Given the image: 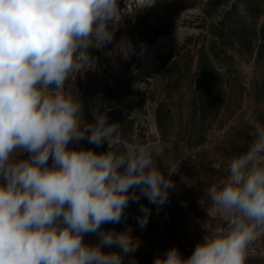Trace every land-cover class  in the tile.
Segmentation results:
<instances>
[{
    "label": "clouds",
    "instance_id": "9594fccd",
    "mask_svg": "<svg viewBox=\"0 0 264 264\" xmlns=\"http://www.w3.org/2000/svg\"><path fill=\"white\" fill-rule=\"evenodd\" d=\"M154 3L136 0V7ZM120 16L121 0H0V264H123L138 246L131 229L102 225L119 224L142 196L165 204L175 187L157 166L159 142L113 150L121 126L109 123L111 109L94 107L93 122H85L83 101L65 91L90 65L89 50L112 41ZM244 123L247 150L207 190L226 226L206 231L189 257L172 247L153 264H247L249 247L264 235V123L253 110ZM83 140L106 141L107 151L69 148ZM24 152L27 159L16 158ZM140 211L143 229L150 210ZM86 234L99 243L86 244Z\"/></svg>",
    "mask_w": 264,
    "mask_h": 264
},
{
    "label": "rangeland",
    "instance_id": "374dc122",
    "mask_svg": "<svg viewBox=\"0 0 264 264\" xmlns=\"http://www.w3.org/2000/svg\"><path fill=\"white\" fill-rule=\"evenodd\" d=\"M233 5L256 26L255 49L246 53L238 45L226 47L231 57L222 54L216 60L210 53L212 42L217 41L215 25ZM256 11L259 16L253 20L250 13ZM263 22L264 0H155L153 6L142 9H137L136 0H121L120 20L110 26L112 41L94 48L99 53L90 51V65L66 82L65 91L75 98L88 87L96 91L93 108L98 106L101 112L105 106L111 109L109 123L121 126L113 150H122L125 143L159 142L164 155L157 166L175 184L165 204H150L142 196L139 206L132 205L119 224L102 225L105 231L131 229L138 246L123 257V264H153L172 247L187 258L207 232L226 226L223 215L212 208L207 190L227 175V161L247 150L252 136L244 123L246 112L253 110L264 123V55H257ZM204 52L210 53L215 67L208 85L220 96L201 119L194 105L198 103L199 61ZM219 103L221 107L216 109ZM160 104L163 132L156 117ZM84 119L93 122V118ZM69 148L102 153L108 144L105 141L98 147L83 140L70 143ZM28 155L24 152L16 158L27 159ZM141 205L150 210L143 229L137 223ZM84 242L95 245L99 236L86 234ZM102 251L121 252L117 247H103ZM247 264H264V235L249 247Z\"/></svg>",
    "mask_w": 264,
    "mask_h": 264
},
{
    "label": "trees",
    "instance_id": "16d2710c",
    "mask_svg": "<svg viewBox=\"0 0 264 264\" xmlns=\"http://www.w3.org/2000/svg\"><path fill=\"white\" fill-rule=\"evenodd\" d=\"M250 16L253 20H256L259 16V11L255 13H250ZM215 36L217 41H213L210 46V53L214 59H221L222 54L225 57L230 58L231 55L228 54L226 47L235 48L236 45L246 53H252L255 49L254 40L257 37V28L254 23L247 22L245 17L242 16L238 11L235 5L232 6V9L226 12V15L222 20L215 25ZM259 33L262 38V41L258 45L257 55H264V22L259 28ZM215 44V46H213ZM95 53H99V49H90ZM210 53L204 52L200 56L199 66L200 73L198 77L199 84V95L198 103L194 105V112L200 115V118H206L207 114L214 108L216 99L219 98V94H213L212 89L209 87V81L212 78L215 67L213 64V58H211ZM166 58H171V54L167 55ZM84 103V117L88 120H91L92 114L91 110L93 109V104L96 100V91L91 90L88 87H83L78 96ZM216 109L221 107V104H217ZM162 110L163 104L158 105L156 109L157 123L162 131ZM133 121V120H132ZM163 132V131H162ZM138 202H131L129 206L125 209L124 218L128 217V213L132 208V205H136ZM139 206V205H136Z\"/></svg>",
    "mask_w": 264,
    "mask_h": 264
},
{
    "label": "bare ground",
    "instance_id": "6f19581e",
    "mask_svg": "<svg viewBox=\"0 0 264 264\" xmlns=\"http://www.w3.org/2000/svg\"><path fill=\"white\" fill-rule=\"evenodd\" d=\"M174 38H175V37H172V36H171V37H170V41H173V40H174ZM160 45H161V44H160Z\"/></svg>",
    "mask_w": 264,
    "mask_h": 264
}]
</instances>
